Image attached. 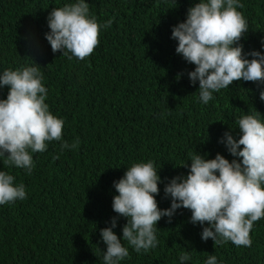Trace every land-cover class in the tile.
Instances as JSON below:
<instances>
[{
  "label": "trees",
  "instance_id": "1",
  "mask_svg": "<svg viewBox=\"0 0 264 264\" xmlns=\"http://www.w3.org/2000/svg\"><path fill=\"white\" fill-rule=\"evenodd\" d=\"M77 2L0 0V74L38 64L45 103L66 123L61 141L46 142L44 152L29 150L30 174L0 156V170L27 194L0 208V264H104L101 229L114 217L113 231L129 250L119 264H205L211 255L217 264H264V218L253 224L251 247L215 245L202 239L210 225L193 223L191 210L181 207L157 222V246L137 253L123 241L127 218L113 210L114 182L134 163L154 162L161 210L171 207L166 185L189 174L192 155L242 163L228 151L225 133L238 140L244 115L258 113L264 123V82L237 80L207 104L200 100L199 81L193 85L188 75L196 66L177 54L168 35L169 24L185 22L200 0H85L102 26L99 45L83 60L53 52L48 17ZM239 3L248 31L233 46L242 45L251 60L253 51L264 54V0ZM9 90L0 86V100ZM77 138L78 147L62 148ZM182 253L191 258L181 262Z\"/></svg>",
  "mask_w": 264,
  "mask_h": 264
},
{
  "label": "clouds",
  "instance_id": "2",
  "mask_svg": "<svg viewBox=\"0 0 264 264\" xmlns=\"http://www.w3.org/2000/svg\"><path fill=\"white\" fill-rule=\"evenodd\" d=\"M239 0H200L188 10L187 19L169 24L168 35L177 54L195 70L188 75L193 85L199 81L200 100L207 104L213 92L227 88L234 81L264 82V54L253 51V59H246L243 46L236 45L248 31V23L238 11ZM109 20L103 27L111 26ZM51 29L46 39L53 52L63 50L83 60L99 45L101 24L90 16L85 0L54 8L49 17ZM71 59V56L69 57ZM0 74V86H9L7 98L0 100V156L6 163L24 168L30 174L34 165L31 152H44L50 141H61L65 124L50 104L45 103L47 89L39 65ZM264 100V92L260 93ZM242 135L237 140L226 132V146L238 160L229 161L217 154L205 159L199 153L191 156L190 172L176 177L166 185L165 193L172 198L171 207L161 210L154 194H158L161 180L154 162L134 163L125 175L114 182L119 193L113 198V210L127 218L123 227V241L137 253L157 246L156 225L164 216L171 219L181 207L190 209L193 223L207 222L202 239L212 238L215 245L231 241L236 246L251 247L250 232L254 222L264 218V123L258 113L244 115L238 120ZM79 138L62 148H76ZM241 146H243L241 150ZM187 167L188 165H183ZM218 173V175H217ZM23 184L14 186V176L0 170V208L26 199ZM111 227L101 229L107 245L104 264H119L129 256V250ZM187 253L179 257L189 260ZM205 264H217L215 255Z\"/></svg>",
  "mask_w": 264,
  "mask_h": 264
}]
</instances>
